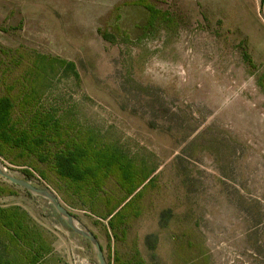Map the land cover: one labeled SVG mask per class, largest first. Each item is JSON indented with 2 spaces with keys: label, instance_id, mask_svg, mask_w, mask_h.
I'll use <instances>...</instances> for the list:
<instances>
[{
  "label": "rangeland",
  "instance_id": "1",
  "mask_svg": "<svg viewBox=\"0 0 264 264\" xmlns=\"http://www.w3.org/2000/svg\"><path fill=\"white\" fill-rule=\"evenodd\" d=\"M133 1L0 0V92L27 80L63 124L153 172L116 239L27 166L30 183L96 237L107 264H264V0H147L167 13L148 28ZM40 57L72 63L77 79ZM0 184L11 192L0 207L49 240L47 264H97L46 200ZM106 192L122 197L112 181Z\"/></svg>",
  "mask_w": 264,
  "mask_h": 264
},
{
  "label": "trees",
  "instance_id": "2",
  "mask_svg": "<svg viewBox=\"0 0 264 264\" xmlns=\"http://www.w3.org/2000/svg\"><path fill=\"white\" fill-rule=\"evenodd\" d=\"M131 4L147 13V28L167 17L166 12L156 10L147 0H135ZM99 34L109 41L108 35ZM39 59L40 64L48 61L50 65L56 63L68 69L77 79L72 63ZM38 63L39 60L35 66ZM18 83L4 84V91L0 92V159L22 168L23 178L29 183L32 174L24 169L27 166L40 180L53 179L60 184L57 191L64 195L63 202L69 208L87 211L104 220L115 239L119 234L124 235L128 219L137 212L136 201L153 172H144L118 149L102 144L92 134H81L74 126L63 124L56 110L40 106V93L35 87L27 91V80ZM108 181L122 193L121 198L114 199L106 192ZM9 189L0 184V197L11 195ZM146 239L148 243L155 238ZM49 254V240L27 223L23 211L0 207V264H47ZM112 264H143V261L138 255L131 261L113 256Z\"/></svg>",
  "mask_w": 264,
  "mask_h": 264
},
{
  "label": "water",
  "instance_id": "3",
  "mask_svg": "<svg viewBox=\"0 0 264 264\" xmlns=\"http://www.w3.org/2000/svg\"><path fill=\"white\" fill-rule=\"evenodd\" d=\"M0 178L6 180L8 183L28 192L33 196H37L46 200L54 209L58 217L66 224L72 233L78 237L85 239L90 244L92 251L96 257L97 264H107L103 256L102 249L96 239V237L85 227H83L79 221L73 216L58 200L55 194L49 189H42L33 186L31 183L16 178L11 175L3 164L0 162Z\"/></svg>",
  "mask_w": 264,
  "mask_h": 264
}]
</instances>
